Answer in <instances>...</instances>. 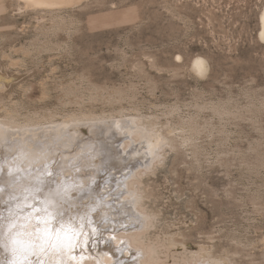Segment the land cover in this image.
Wrapping results in <instances>:
<instances>
[{
    "label": "rangeland",
    "instance_id": "374dc122",
    "mask_svg": "<svg viewBox=\"0 0 264 264\" xmlns=\"http://www.w3.org/2000/svg\"><path fill=\"white\" fill-rule=\"evenodd\" d=\"M263 8L264 0H0V120L150 125L167 142L142 177L148 232L174 239L180 264H264ZM196 57L208 63L204 74L192 68ZM139 144L146 148L126 136L119 147L131 173L144 166L129 156Z\"/></svg>",
    "mask_w": 264,
    "mask_h": 264
},
{
    "label": "bare ground",
    "instance_id": "6f19581e",
    "mask_svg": "<svg viewBox=\"0 0 264 264\" xmlns=\"http://www.w3.org/2000/svg\"><path fill=\"white\" fill-rule=\"evenodd\" d=\"M23 1L31 7L54 8L82 0ZM260 35L264 40V8ZM208 67L205 58L192 61L199 74ZM7 82L0 73V85ZM134 118L70 116L46 124L0 120V264L14 258L11 240L17 233L25 239L42 234L37 229L44 228L41 221L48 214L55 218L53 229L64 226L61 239L53 231L48 243L37 241L38 246L26 254L25 264L181 263L174 239L148 232L154 214L143 202L142 177L167 137ZM126 136L146 147L139 144L129 155L131 159L139 155L144 162L133 173L124 166L123 151L119 153ZM200 251L194 256L204 257Z\"/></svg>",
    "mask_w": 264,
    "mask_h": 264
},
{
    "label": "snow or ice",
    "instance_id": "6c2138e0",
    "mask_svg": "<svg viewBox=\"0 0 264 264\" xmlns=\"http://www.w3.org/2000/svg\"><path fill=\"white\" fill-rule=\"evenodd\" d=\"M199 67L203 70L202 65H199ZM54 219L55 218L51 214H48L44 219H42L41 222L44 224V228L42 230L37 229V232H42V234L37 235L35 239H25L23 233H17L11 240L14 258L11 261H8L7 264H25L26 254L31 249L38 246L37 241H39L41 245L48 243L53 237V231H55L56 239H61L60 233L64 229V226L61 225L60 228L53 229L52 221ZM65 238L70 239V237L67 236V232H65ZM37 264H39V262H37Z\"/></svg>",
    "mask_w": 264,
    "mask_h": 264
}]
</instances>
